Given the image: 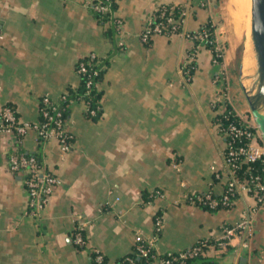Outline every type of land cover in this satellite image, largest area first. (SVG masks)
Segmentation results:
<instances>
[{"label": "crops", "instance_id": "obj_1", "mask_svg": "<svg viewBox=\"0 0 264 264\" xmlns=\"http://www.w3.org/2000/svg\"><path fill=\"white\" fill-rule=\"evenodd\" d=\"M161 3L186 9L187 31L211 20L202 0H115L105 24L91 0H0V104L15 108L21 121L38 120L43 96L58 100L79 86L76 68L83 57L94 53L102 70L96 118L82 101L69 105L70 152L33 129L23 137L21 147L38 153L61 180L40 217L28 213L23 176L11 172L9 137L0 131V264H94L95 250L103 264H118L138 240L154 234L158 213L164 221L155 245L159 255L221 239L225 226L250 214L253 240L234 236L228 248L210 247L206 255L218 264H264V213L251 211L253 195L242 192L232 207L216 210L188 200L208 191L221 195L230 178L226 139L214 123L224 106L214 104L220 83L213 82L218 67L208 47L182 33L141 41L146 19ZM250 10L246 28L235 29L241 42L225 57L235 99L239 92L245 97L244 80L256 72ZM188 62L189 78L182 69ZM155 190L163 195L151 197ZM79 221L86 249L72 241Z\"/></svg>", "mask_w": 264, "mask_h": 264}, {"label": "built area", "instance_id": "obj_2", "mask_svg": "<svg viewBox=\"0 0 264 264\" xmlns=\"http://www.w3.org/2000/svg\"><path fill=\"white\" fill-rule=\"evenodd\" d=\"M209 5L207 0H202V5ZM98 10H106L109 6L98 5ZM187 11L184 7L177 4H158L151 16H149L141 32L140 38L143 43H149L154 34H164L170 36L175 33H182L184 37L193 41H204L208 39L209 33L206 32L210 21L204 24L199 30L187 31L184 29ZM117 25L122 27V21L117 20ZM206 29V30H205ZM123 42H120L122 45ZM193 53L189 55V58ZM219 55L218 57H220ZM88 60H82L76 68L77 74L84 79L86 91L84 96H78L68 99L64 94L58 100L51 99L49 96H43L40 100L39 118L35 122L21 121L15 108L9 104H0V131L8 135V162L12 173L23 176L24 187L28 196V213L32 217H40L56 189L61 185L60 178L46 166L45 162L36 155L26 152L22 146L23 137L31 129L41 140L57 139L60 150L68 153L73 149L74 134L68 128V108L71 102L82 101L86 105V114L95 116L100 110V105H92L93 99L89 96L92 88L98 87L96 77L100 73L97 67V56L90 53ZM220 58H214L216 64ZM188 62V66H189ZM186 67V66H184ZM183 69V68H182ZM191 69L186 70V76H191ZM231 115V114H229ZM223 115L220 131L226 139V149L224 159L230 174L225 189L218 197L211 191L188 196V200L199 206H206L210 209L230 208L234 205L237 195L242 192L255 194L258 207L252 210L264 209V143L260 139L258 129L248 121L238 117L237 119ZM233 116V115H231ZM242 161L259 162L262 165L261 173L251 177L253 185H247L244 182L233 177V171L237 169ZM160 190H155L151 197L162 196ZM251 220L249 215H244L238 222L232 226L224 228L223 237L215 240L213 243L207 239H202L194 245L179 252L167 253V257L155 259L153 264H185L188 258L195 257L204 252V250L216 248L223 249L230 239L237 235H242L250 228ZM164 221L162 214H156L154 218V234L146 239H140L136 243V253L145 257H154L156 252L155 245L159 234L163 229ZM72 241L76 246L86 244L84 237V223L79 221L72 232ZM95 263L103 264V255L95 250ZM128 264L133 263L132 258H125Z\"/></svg>", "mask_w": 264, "mask_h": 264}, {"label": "rangeland", "instance_id": "obj_3", "mask_svg": "<svg viewBox=\"0 0 264 264\" xmlns=\"http://www.w3.org/2000/svg\"><path fill=\"white\" fill-rule=\"evenodd\" d=\"M207 2L209 3V6L211 7L210 8L211 9V20H209L210 21L209 26H208V28H206L207 29L206 32L209 33V37L205 41L209 45L208 48L212 52V59H211L212 64L214 66L218 67V71H217V74L214 76L213 82H214V84L220 83V85H218V88L216 91V96H215L216 101L214 102V104H216V103H218V101H220V104L222 106H224V109L222 111L218 112L214 118V123L216 125V128L224 136V134L220 131L221 124L223 125V122H222V119H224L223 115L224 114L225 115L231 114V115H233V118H235V119L240 117V118L248 121L249 123L253 124L258 129L259 134H260V139L264 143L262 133H261L258 125L256 124L253 115L251 114L247 100L243 96L242 92H239V94L237 95V98L235 99L233 97V95L229 93V90H228V88H229L228 66L225 64V57H226L227 51H229L228 49H230L229 48L230 45L236 46V45H234L235 42H237V44H239L241 42L242 37L240 34H242V33H238L235 30L234 23L232 21V17L230 15L229 10H228V0H207ZM199 28H198V30H199ZM236 48L237 47H235L233 49V51H234V53H237V55H238V54H240V52H239L240 47H238L237 50H236ZM219 55H221V56L218 57ZM216 57L220 58L218 64H216L214 62V58H216ZM191 67H192V65L189 64V66L187 65L186 68H183L184 74H186L185 73L186 70H188V68L190 69ZM251 81H252L251 79L244 80V85L246 87H249ZM231 115H229V116H231ZM225 149H226V147H225ZM251 195H253V194H251ZM253 196L255 198V194ZM235 201H236V199H235ZM254 207H258L257 203L255 204ZM251 211L254 213H259V214L264 213V209H257V211H253V210H251ZM247 215H249V218L251 220L250 228L247 232H244L242 235H237V236H242L243 238L246 237L249 239V241H251V240H253L251 237L255 234V230L253 228V216L250 214H247ZM225 227H228V226H225ZM227 246H228V244L225 247H227ZM225 247H224V249H225ZM263 248H264V246H263Z\"/></svg>", "mask_w": 264, "mask_h": 264}, {"label": "trees", "instance_id": "obj_4", "mask_svg": "<svg viewBox=\"0 0 264 264\" xmlns=\"http://www.w3.org/2000/svg\"><path fill=\"white\" fill-rule=\"evenodd\" d=\"M90 5H91V8H92L96 18L100 22H102L103 24L107 23L108 21H110L112 19V11L116 7L115 0H91V4ZM98 5L109 6V8L106 9V10H103V11L102 10H98V9L95 8ZM114 32L115 31H114L113 27H110V28H108L106 30V34H108L109 36H111V34H114ZM194 42L197 43V44L200 43V44L204 45L205 47H209V45L206 43L205 40L204 41L195 40ZM82 60H86L87 61L88 57L85 56L80 61H82ZM97 67L100 68L99 64H97ZM101 78H102V70L100 69V73L96 77V79H98V81H99ZM85 91H86V86H85L84 79L80 78L79 86L77 88H73V89L68 90V92H67L68 99H73V98L78 97V96H84ZM88 94L93 99L92 105L93 106L97 105V104L99 105V98H100L101 94L98 91V89L94 87V88H92L90 90V92ZM99 112H101V108H100V110H98V112H97V114L95 116H90V117L96 118V116L99 114ZM230 117H233V116H230ZM32 154L36 155L40 159L38 153L33 152ZM261 168H262V165L259 162L242 161L240 163L239 167L233 171V177L235 179L239 180L240 182L246 183L247 185H253L251 183V177L253 175H255V174L261 173ZM215 196L218 197L219 195H215ZM238 197H239V195H237L236 199ZM201 207H204L206 209H210V208H208L206 206H201ZM212 210H216V209H212ZM208 241L211 242V243L214 242L212 240H208ZM77 248L86 249L87 248V244H84L83 246H77ZM226 248H228V246ZM135 249H136V244L134 246L133 252L128 254V255H126V256H123L122 258H120L118 260V264H128V262H125V258H132L133 259V263L132 264H153L155 259H159V258H162V257H167V254L159 255L157 252L154 251V254H155L154 257L149 256L147 258L145 256L138 255L136 253ZM206 251L207 250H204L203 253H201V254H199V255H197L195 257L188 258L186 260L185 264H218L219 263L218 260L213 258V257L207 256L206 255ZM94 257H95V253H92V260H93L94 264H96Z\"/></svg>", "mask_w": 264, "mask_h": 264}, {"label": "water", "instance_id": "obj_5", "mask_svg": "<svg viewBox=\"0 0 264 264\" xmlns=\"http://www.w3.org/2000/svg\"><path fill=\"white\" fill-rule=\"evenodd\" d=\"M249 32L256 72L243 92L264 139V0H251Z\"/></svg>", "mask_w": 264, "mask_h": 264}, {"label": "bare ground", "instance_id": "obj_6", "mask_svg": "<svg viewBox=\"0 0 264 264\" xmlns=\"http://www.w3.org/2000/svg\"><path fill=\"white\" fill-rule=\"evenodd\" d=\"M250 2L251 0H228V10L237 31L248 25Z\"/></svg>", "mask_w": 264, "mask_h": 264}]
</instances>
